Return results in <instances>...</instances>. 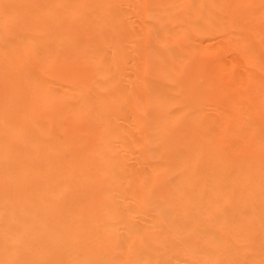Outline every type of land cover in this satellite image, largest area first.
Here are the masks:
<instances>
[{"label":"bare ground","instance_id":"obj_1","mask_svg":"<svg viewBox=\"0 0 264 264\" xmlns=\"http://www.w3.org/2000/svg\"><path fill=\"white\" fill-rule=\"evenodd\" d=\"M0 264H264V0H0Z\"/></svg>","mask_w":264,"mask_h":264},{"label":"snow or ice","instance_id":"obj_2","mask_svg":"<svg viewBox=\"0 0 264 264\" xmlns=\"http://www.w3.org/2000/svg\"><path fill=\"white\" fill-rule=\"evenodd\" d=\"M2 7H4L5 9H7V7H9L8 5H2ZM5 30H9V26L7 25V23L5 24Z\"/></svg>","mask_w":264,"mask_h":264},{"label":"rangeland","instance_id":"obj_3","mask_svg":"<svg viewBox=\"0 0 264 264\" xmlns=\"http://www.w3.org/2000/svg\"><path fill=\"white\" fill-rule=\"evenodd\" d=\"M241 82H242V81L237 82V81L234 80V81H232V85H235V86H236V85H240ZM243 84H245V83H243Z\"/></svg>","mask_w":264,"mask_h":264}]
</instances>
